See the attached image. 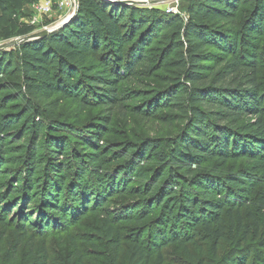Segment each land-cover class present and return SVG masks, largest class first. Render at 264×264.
<instances>
[{
  "label": "trees",
  "instance_id": "obj_1",
  "mask_svg": "<svg viewBox=\"0 0 264 264\" xmlns=\"http://www.w3.org/2000/svg\"><path fill=\"white\" fill-rule=\"evenodd\" d=\"M38 1L0 0L1 42L35 35L34 27L21 19ZM252 1L247 19L235 24L237 6L247 5V0H189L185 20L166 11L78 0L77 15L66 26L1 49L0 213L7 205L18 212L22 227L37 217L36 229L62 231L88 212L97 214L96 204L103 197L129 192L143 198L136 209L144 211L142 220L150 216L159 232L147 247L151 253L140 243L131 245L136 264H148L152 256L155 264H164L161 249L172 243L202 240L214 244L215 250L227 238L228 228L233 233V223L227 227L225 222L249 198L256 173L264 174V93L257 61L264 0ZM160 37L167 40L164 55L181 50L177 73L162 88L120 93L119 86L143 75V68L153 71L146 50ZM66 102L81 109L103 108L110 116L135 103L128 109L140 117L153 119L168 109L180 111L187 122L177 136L163 142L140 138L118 145L121 151L114 156L121 163L117 177L110 179L101 175L97 147L110 116L102 113L81 127L48 117ZM41 121L51 122L44 128ZM59 129L68 134L78 131L79 141L69 145L58 135ZM26 136L31 142L19 145ZM41 136L49 157L37 155ZM76 146L91 152L78 153ZM68 147L73 165L54 159ZM8 153L21 162V187L13 185L15 179H1ZM154 158L161 166L146 175L139 166ZM238 161L249 166L233 170ZM228 165L232 167L227 171ZM69 170L72 175H67ZM124 176L144 181L129 190L117 181ZM34 194L41 199V214L49 217L39 218L38 209L29 215ZM238 229L246 240L249 230L242 225L235 232ZM254 237L257 249L251 259L248 252L220 264H264V228L256 224ZM232 242L240 252L241 243Z\"/></svg>",
  "mask_w": 264,
  "mask_h": 264
},
{
  "label": "rangeland",
  "instance_id": "obj_2",
  "mask_svg": "<svg viewBox=\"0 0 264 264\" xmlns=\"http://www.w3.org/2000/svg\"><path fill=\"white\" fill-rule=\"evenodd\" d=\"M155 1L156 3L152 6L142 8L166 13V6L170 0ZM247 1V5L237 6L235 24H241L247 19L254 3L252 0ZM188 4L189 0H179V5L175 8L173 14L185 20ZM69 14H56L54 12L52 15L43 17L41 25L34 28L33 34L54 29L59 23L66 20ZM31 15V10L27 9L21 20L25 21ZM231 26L227 27L231 28ZM165 38L160 37L155 40L153 48L146 50L150 65H154L153 71L147 73L149 67L148 69L143 68V75L138 76L136 80H132L130 83L119 86L120 93L126 89L149 91L162 88L166 84V79L173 77L177 73L178 69L175 66V62L181 50L164 55L163 51L167 42ZM9 43L0 41V50L1 48L10 49L11 47L4 48ZM257 61L258 81L264 93V34L258 46ZM132 105L127 104V108L123 112L115 110L110 116L107 112H104L103 108L88 107L81 109L71 102H66L60 105L54 115L48 114V117H53V120L60 123L75 124L81 127L102 113L104 116H110V122L104 128L106 134L102 136L97 147L101 154L100 159L103 166L101 175L113 179L117 177L116 168L121 163L116 162L114 156L116 152L121 151L117 150L118 145L132 143L140 138L155 139L163 142L166 139L174 138L186 127L187 121L180 111L163 109L155 118L146 119L129 110L128 107L130 108ZM247 120L250 121L253 118ZM41 122L45 128L51 121ZM58 135L64 136L69 141V145H75L74 141L78 140L79 132L73 130L72 134H68L59 129ZM31 140L32 137L26 136L19 145H26ZM35 140L37 141L38 138H35ZM44 144V138L41 136L36 142V152L39 157L50 156ZM163 146L164 144L159 150ZM76 148L78 153L91 152L90 149H84L82 146H76ZM70 153V147H68L62 156L59 155L53 158H58L60 161L66 159L67 163L70 161V164L73 165L75 161L69 159ZM6 157L9 160H7V166L2 170L3 176L1 179L6 182L15 179L14 182L17 183H13V185L21 187V162L18 160V156H14L11 153H8ZM160 166L161 163L157 158H154L151 162L141 163L139 169L149 175V172L156 170ZM248 166L247 162L238 161L233 167L228 165L227 171L231 167L237 171ZM202 169H205V166ZM67 175H72V170H69ZM256 176L254 189L250 193L249 198L238 211H233L232 219H227L225 222L228 225L227 227L233 223V233H230L231 228H228L224 234L227 238L220 240L215 250H213L214 244L202 240H196L195 244L188 243L179 246L172 243L164 246L161 249V257L164 264H220L226 259L235 258L238 255L242 256L248 252L251 259L257 249V240L254 237L255 225L257 224L264 228V205L261 207L262 202L264 204V174L257 172ZM117 181H121L120 183H123L125 188L130 190L142 184L144 180L136 176L128 178L124 176ZM69 182L65 183L64 190ZM91 184H93V181ZM64 190L63 195L66 196L67 193ZM35 196L36 194L31 199L32 204L29 206V210L32 209V211L29 212V215L32 216L38 209L39 218L43 216L49 217L50 215L47 212H45L46 214H41V199ZM108 196L103 197L98 202V205L96 204L97 214L88 212V215L78 221L77 224L64 227L62 231L36 229L37 217H32L31 223H26L24 225L28 226L22 227L21 220L17 218L18 212H13L11 208L4 205L2 210L5 213L3 219L1 218L3 212L0 213V264H136L132 260L131 245L140 243L151 253L147 247L152 237L159 232L155 228L153 220L151 221L152 218L149 216L146 220H142L141 216L144 211L140 212L141 209H136L141 204L142 197L129 192ZM239 224L243 226L244 231L249 230L246 240H243L244 234L240 231L242 227L235 232L239 228ZM234 235L235 238H233ZM232 239L241 243L240 252H236ZM155 263V256H152L148 264Z\"/></svg>",
  "mask_w": 264,
  "mask_h": 264
},
{
  "label": "built area",
  "instance_id": "obj_3",
  "mask_svg": "<svg viewBox=\"0 0 264 264\" xmlns=\"http://www.w3.org/2000/svg\"><path fill=\"white\" fill-rule=\"evenodd\" d=\"M135 1V0H125ZM146 1V0H142ZM179 5V0H170L166 6L167 13H174L175 8ZM74 9V0H39L31 8L32 15L25 21L21 20L24 24L31 27H38L41 25L42 18L45 16L56 14L70 13ZM46 30V29H44Z\"/></svg>",
  "mask_w": 264,
  "mask_h": 264
},
{
  "label": "water",
  "instance_id": "obj_4",
  "mask_svg": "<svg viewBox=\"0 0 264 264\" xmlns=\"http://www.w3.org/2000/svg\"><path fill=\"white\" fill-rule=\"evenodd\" d=\"M105 1L106 2L117 3V4L125 5V6H137V7L152 6L153 4L156 3L155 0H146V1H142V0H135V1L105 0ZM77 12H78V0H74V9L70 12V14L66 18V20H64L63 22L59 23L54 29L35 34L33 37H29L27 39H17V40L11 41L8 45H5L4 48L17 46L18 44H20V43H22V42H24L26 40H29L31 38H38V37L49 35V34L55 32V31H57L58 29L66 26L69 22H71L73 20V18L77 15ZM1 49H3V48H1Z\"/></svg>",
  "mask_w": 264,
  "mask_h": 264
}]
</instances>
